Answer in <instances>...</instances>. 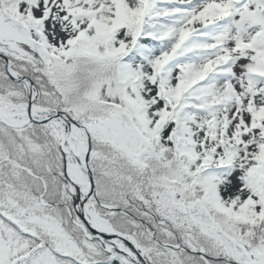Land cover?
<instances>
[{
    "label": "snow or ice",
    "instance_id": "1",
    "mask_svg": "<svg viewBox=\"0 0 264 264\" xmlns=\"http://www.w3.org/2000/svg\"><path fill=\"white\" fill-rule=\"evenodd\" d=\"M0 264H264V0H0Z\"/></svg>",
    "mask_w": 264,
    "mask_h": 264
}]
</instances>
